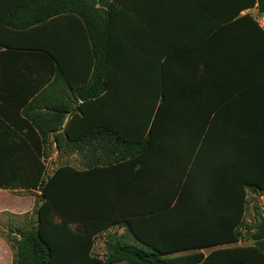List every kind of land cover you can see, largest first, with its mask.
Listing matches in <instances>:
<instances>
[{"label":"trees","instance_id":"1","mask_svg":"<svg viewBox=\"0 0 264 264\" xmlns=\"http://www.w3.org/2000/svg\"><path fill=\"white\" fill-rule=\"evenodd\" d=\"M258 3L264 12V0ZM95 6L80 14L93 45L95 89L77 139L98 144L85 168L61 165L48 176L39 146L19 145L20 171L0 174V187H32L40 202L37 221L6 237L13 264H264V210L249 231L254 244L235 245L248 190L264 191V79L240 95L245 109L199 112L209 125L193 128L189 142L176 140L174 131L187 128L165 122L169 96L108 91L107 16ZM257 30L264 54V31ZM222 119L236 125L218 127ZM113 227L124 232L110 231L105 258L94 256L97 235Z\"/></svg>","mask_w":264,"mask_h":264},{"label":"crops","instance_id":"2","mask_svg":"<svg viewBox=\"0 0 264 264\" xmlns=\"http://www.w3.org/2000/svg\"><path fill=\"white\" fill-rule=\"evenodd\" d=\"M95 1L107 16L108 91L169 96L171 119L165 122L187 128L181 135L174 131L176 140L189 142L193 128L209 125L199 112L245 109L248 99L240 95L264 79L258 0ZM92 7L93 0H0V174H18L23 143L39 146L46 174L69 159L78 165H62L83 169L91 162L98 142L79 141L77 134L88 124L83 113L95 89L93 45L80 17ZM105 109L112 112L113 101ZM216 124L236 125L225 119ZM25 169L32 178L38 174L35 165ZM19 192L40 196L32 187H0L6 234L17 235ZM0 264H13L1 233Z\"/></svg>","mask_w":264,"mask_h":264},{"label":"rangeland","instance_id":"3","mask_svg":"<svg viewBox=\"0 0 264 264\" xmlns=\"http://www.w3.org/2000/svg\"><path fill=\"white\" fill-rule=\"evenodd\" d=\"M54 164V163H53ZM58 164V163H57ZM62 164H71L74 166H77V160L75 159H69L67 162H63L58 165ZM55 169L57 166L56 164L52 165L50 164V168ZM17 196L19 198V207L20 210L18 213L17 218L13 219L14 223L18 226V228H23L28 222H36L37 221V207L39 205L40 199L38 194H34L31 192H19L17 193ZM31 200H34L31 207L24 209L26 205L29 204ZM264 208V194H260L258 192H254L252 190H248L247 199H246V212L244 215V222L241 225V231L243 233L241 240L235 244L237 246H250L253 245L254 242L249 238V231H252L255 228V223L259 219V213L263 211ZM24 210V211H23ZM8 219H0V232L2 235L5 236V238L10 234H6L5 228H6V222ZM110 231H117L119 233H123L124 229L119 227H113L109 229L108 231L101 232L97 235L94 245L93 254L94 256H97L101 259L105 258L106 254V247H105V241L107 238V234ZM19 231L17 230V234ZM7 240V238H6ZM8 242V240H7ZM9 243V242H8ZM11 246V245H10ZM12 248V247H11ZM214 250V248L206 249L204 252L208 254ZM13 251V261H14V250ZM189 252L184 253H178L175 255H183L187 254Z\"/></svg>","mask_w":264,"mask_h":264},{"label":"built area","instance_id":"4","mask_svg":"<svg viewBox=\"0 0 264 264\" xmlns=\"http://www.w3.org/2000/svg\"><path fill=\"white\" fill-rule=\"evenodd\" d=\"M50 174H51V171H48V173H47L46 175L48 176V175H50ZM258 193H260V194H264V191H263V192H258ZM263 210H264V208H263ZM258 220H259V219H258ZM258 220L256 221L255 225L257 224Z\"/></svg>","mask_w":264,"mask_h":264}]
</instances>
